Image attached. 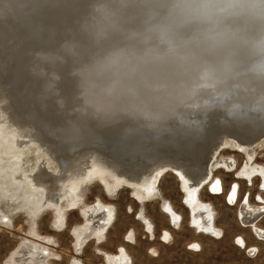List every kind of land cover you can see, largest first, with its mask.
Masks as SVG:
<instances>
[{"label": "bare ground", "instance_id": "obj_1", "mask_svg": "<svg viewBox=\"0 0 264 264\" xmlns=\"http://www.w3.org/2000/svg\"><path fill=\"white\" fill-rule=\"evenodd\" d=\"M92 1L0 0V72L4 77L11 78L9 79L11 88L16 90V93H23V100L25 99L28 106L33 105L34 100H38L40 101L38 107H45V102L50 100L48 94L53 93L52 96L55 97L51 101L60 107L61 112L59 114L63 113L62 115L65 117L67 113L70 116L67 119L61 118L65 121L59 125L50 126L49 131L44 130L40 128L42 124L44 125L41 121L43 118H39L40 121L35 119V116L39 115L38 113L25 109L24 114L21 112L19 115L8 95H1L0 111L3 115H0V159L3 160L2 163L7 161L11 163L8 166L6 164L1 166L6 167L5 170L7 167L12 170L19 169L16 168L18 166L17 161L22 157L24 151L32 146L36 147L38 151H46L54 163H42L39 159L28 174H23L24 184L27 189L26 194L30 192V195L35 196L36 201L40 202L42 207L47 206L49 209L58 211L61 208L60 203L66 197H72L69 202L76 203L73 201V195L79 189V184H83V182L97 181L107 185V181L109 183L115 181L116 186L122 185L132 189L139 196L147 186V189H152L155 181L163 172L170 170L176 178L180 179L182 192L186 195L185 207L188 206V209L192 211V216L189 214V222L193 221V226L205 231H217L215 225L210 221L212 215L209 206L199 201V190L197 189L207 176L208 179L211 176L207 184L210 188L209 192L212 196L219 197L222 190L221 183L218 179L213 180L212 166L210 167L209 164L222 148L227 150L234 148L233 151L244 152L247 158L251 160L250 166L252 167L245 168L242 173L243 176L245 179L251 180L259 177L263 184L264 174L257 166L258 164L252 160L255 157V152L251 145H241L231 137L224 135L220 137L217 144L211 145L202 159L194 161L193 164L149 163L152 165L145 167L140 175H132L135 173L134 171L131 172L132 167H135L134 164L128 168V165L116 163L95 150L84 148L76 155L73 153L72 150L88 144L87 141L89 140H86V144L81 143L83 138L81 135L83 134L79 128H86L92 124H98L99 127H102L117 116L121 118L132 117L131 119L138 120V123L143 127L155 132H160L164 126L168 127L166 122L163 123L164 120L158 119V106H162L166 102V97L159 92H153L151 96L146 93L155 85L157 76L165 77L169 90L178 91L190 75L185 67L179 65H165L162 68L149 70L141 60L133 59L134 55L136 57L143 56L149 49L159 46L156 32L159 28L170 24L167 9L169 0H128L126 3L119 0L117 1L118 5L113 7H109L113 1L103 3L104 6L102 3L95 5L94 15L91 17L92 25L90 24L91 27H89L91 31L87 33L88 39H94L97 45L101 41L111 38H116L121 42L111 49L104 50L101 55L96 52L94 54L80 52L78 47L76 48L75 42L69 37L70 34L65 33L64 37L62 34L64 29H69L70 24L67 22L76 20V15L78 12L80 13L78 11L79 6L85 8L87 2V7H89L93 4ZM126 5L138 7L137 9H142L143 13L138 16V14L128 12ZM107 6L108 8H105ZM139 22L147 23L146 29L141 32L139 29H134ZM69 32L71 35L74 34L71 29ZM27 54L30 56L28 67L25 58ZM20 62L23 64V73L26 76L23 79H28L27 73L33 78L28 81V84L27 82L24 83L22 78L19 79L22 75ZM66 66L67 68L62 70ZM14 75L17 77L19 75L18 79ZM67 77L74 79L77 77V94L73 99H70L72 97L66 98L67 95L61 91L63 88L65 89L62 82ZM33 83H37L39 86V92H35L34 95L35 86ZM21 84L24 85L22 86L24 91L22 88L21 91L18 89ZM1 89L5 93L10 92L4 86H0ZM247 102L238 99V103L242 105H246ZM53 110L55 112L56 108ZM207 113L209 111L202 115ZM218 114L220 113L218 112L216 115ZM43 115L46 119L48 115L51 116L49 110ZM197 118L202 117L198 116ZM176 119L177 122H187L182 115L177 116ZM42 131L57 133L55 138L60 137L69 145H63L59 141L60 139L56 142L43 138ZM149 146L152 147L153 145L150 144ZM149 146L141 145V148H138L141 160L147 159L145 153L150 148ZM258 146L264 147V139L256 142V147ZM130 147L137 146L132 145ZM252 148V151L249 150ZM101 159L102 163H100ZM214 162L218 163V160L216 159ZM224 168L227 169L228 173L235 171L230 170L227 166ZM1 170L5 171L0 168V172H2ZM148 174L152 176L149 178ZM7 177H9V172ZM236 186L237 184H234L228 192L227 200L230 204L235 201ZM3 193V189L0 188V197ZM30 195H27V202L30 200ZM109 206L97 203L81 208L85 228L95 229L97 238L103 235L105 227L108 228L111 223L112 209ZM167 208L168 210L171 209L170 207ZM240 217L244 227H249L251 232L256 235V239L264 242V229L258 226V219L264 217V205H245L240 208ZM178 218L180 216L175 213L173 216L175 224H177ZM3 219L6 218L1 215L0 224L3 223ZM6 221L9 222L10 220ZM79 231L80 229L75 230L78 237H80ZM239 245L241 248L247 249L242 238H239ZM21 247L16 256L7 260V264H14L19 261L32 263L36 261V258L41 260L48 255L44 249H40V251L35 247L32 248V243L28 240ZM248 250L253 252L255 247H250ZM126 259L125 254L118 253L113 256L115 264H124ZM77 262H79L78 259Z\"/></svg>", "mask_w": 264, "mask_h": 264}, {"label": "rangeland", "instance_id": "obj_2", "mask_svg": "<svg viewBox=\"0 0 264 264\" xmlns=\"http://www.w3.org/2000/svg\"><path fill=\"white\" fill-rule=\"evenodd\" d=\"M2 76L1 73L0 86L10 92L5 93L1 89L0 96L8 95L19 115L21 112L24 114L25 109L38 113L35 119L40 121L43 118L41 121L44 125L40 128L48 131L50 126L63 123L60 118L62 114L54 112L52 107L36 108L34 104L28 106L25 99L23 100V93H16V90L11 88V78ZM43 109L50 111L51 116L48 115L47 119L43 115L46 112ZM42 132L43 138L56 142L59 140L55 138L56 134ZM85 133L91 136L93 132L87 130ZM83 138L86 139L84 135ZM59 141L65 146L69 145L62 139ZM251 147L254 150H249L255 152L252 160L264 174V147H256V144ZM233 149H220L209 164L212 166L213 180L218 179L221 183L219 197L212 196L209 192L207 184L211 176L198 191L199 201L209 206L212 215L210 221L217 231H205L193 226V221L189 222L192 211L188 206L185 207L186 195L182 192L180 179L170 170L163 172L152 189H147V186L139 196L132 189L122 185L116 186L115 181H107V185L97 181L83 182L73 195V201L76 203L69 202L72 197H66L60 203L61 208L58 211L47 206L42 207L35 196L30 195V192L26 194L23 174H28L39 159L42 163H54L46 151H38L34 146L25 150L17 161L16 168L19 169L15 170L8 167L5 170L6 167L1 165L8 166L11 163H2L3 160L0 159V168L5 170L0 172V188L4 192L0 197V216L6 218L0 224V264H7V260L16 256L27 240L32 243V248L44 249L48 255L42 258L43 260L36 258L32 263L19 261L14 264H115L113 256L118 253L125 254L127 259L124 264H264V242L256 239L249 227H244L240 217L241 207L264 205L262 179L244 178L242 173L245 168L252 167L251 160L244 152ZM72 151L76 155L80 148ZM216 159L218 163L214 162ZM102 162L101 159L100 163ZM225 166L235 171L228 173ZM150 176L152 175L148 177ZM234 184H237L235 201L230 204L227 197ZM27 195H30L29 202ZM246 195L247 201L242 203ZM257 199H261V202H257ZM97 203L110 205L112 209L111 223L108 228L105 227L100 238H97L95 229L85 228L81 213V208ZM167 207L172 209H169L170 213H166ZM175 213L180 216L177 224L173 222ZM187 214L190 216L186 219ZM8 219L9 222L6 221ZM258 226L264 229V217L258 219ZM79 229L80 237L75 232ZM239 238L245 241L247 249L240 247ZM250 247H255V250L249 251Z\"/></svg>", "mask_w": 264, "mask_h": 264}, {"label": "clouds", "instance_id": "obj_3", "mask_svg": "<svg viewBox=\"0 0 264 264\" xmlns=\"http://www.w3.org/2000/svg\"><path fill=\"white\" fill-rule=\"evenodd\" d=\"M167 9L159 46L133 56L149 70L179 65L190 72L178 91L156 77L146 94L166 97L158 119L219 110L228 121L264 120V0H169Z\"/></svg>", "mask_w": 264, "mask_h": 264}, {"label": "water", "instance_id": "obj_4", "mask_svg": "<svg viewBox=\"0 0 264 264\" xmlns=\"http://www.w3.org/2000/svg\"><path fill=\"white\" fill-rule=\"evenodd\" d=\"M117 1L119 0H93V4H91L89 7H87V2L85 3V8L79 6L78 11H80L81 14L78 12L75 21L67 22L68 24H70V26H68L69 29H71L74 34L71 35L69 29H64V35L62 34V37L65 36V33H69V37H71V39L75 42L76 48L78 47L80 52L83 53L94 54V52H96L101 55L104 50L109 48L111 49L119 45V42H121V40H118L116 38L103 40L99 45H97L95 43L96 41L94 42V39L89 40L87 37L88 31H91L89 27H91V17L92 15H94L95 5L99 3L103 4L112 2L109 7H113L118 5ZM122 1H125L126 3L128 0ZM105 8H108V6ZM137 8L138 7L126 5V10L128 12L138 14L139 16V14L143 13V11L142 9L138 10ZM164 9H166V7H164ZM146 24V22H139V24L136 26L137 28L135 27L134 29H139V31L141 32L146 29ZM41 50L44 49L41 48ZM29 57L30 56H28V54L25 55L27 67L29 65ZM20 67V69L22 70V75L21 72H19V75L21 76L19 77L18 75V77L19 79H23L26 76L23 73L24 71L22 62H20ZM65 68H67V66L62 68V70H64ZM27 75L28 79H23V82H27L28 84V81H31L33 78L29 73H27ZM14 76L17 77L16 75ZM37 83H33L35 86L33 95L35 92H39V86L37 85ZM76 83L77 77L75 79L72 77H67L66 80L62 82V85L64 84L63 86L65 87V89L63 88L64 90L62 89L61 91L68 96H65L66 98L72 97L70 99H73L77 94ZM22 86L24 85L21 84V87L18 86V89H20V91ZM22 91H24V89ZM52 94L53 93L48 94V96H50V100L46 101L45 105L56 108V112L60 113V107H58L57 104L55 105V102L53 103L51 101L53 97H55L52 96ZM33 103L36 108L40 106V101L38 100H34ZM216 112H219L220 114L216 115ZM209 113L201 115L202 118L200 119L197 118L194 120H190L186 118L187 122H177L176 118L164 120L163 123L166 122V125H168V127L164 126L163 128H161L160 132H155L151 129L143 127L138 123V120L131 119L132 117L126 116L121 118L120 116H117L102 127H99L98 124L88 125V127L86 128H89L88 130H91L93 133L91 134V136H87L86 139L83 138V144L87 139L89 140L87 141L88 144L85 143L86 145L82 147L80 146V150L84 148L93 149L116 163L124 166L128 165V168L134 164L135 167H132L133 169L131 172L134 171L135 173H132V175H140L145 167L152 165H149V163L157 164L162 162H171L176 165L193 164L195 163L194 161L202 159L207 154L208 149L211 147V145L217 144L220 137H223L224 135L231 137L239 144L245 146H253L256 144V142L264 139V120L251 119L246 121H228L226 120L222 111L210 110ZM66 115L67 113L65 114V116ZM67 117L70 116L67 115L66 117H64L62 115V117L60 118L67 119ZM86 128H79V130H82V134L84 136L86 135ZM59 139L61 140L60 137ZM150 144H152L153 146H149ZM132 145L137 147H130ZM141 145L146 147L148 145L150 147L145 153L147 159L144 160H141V155L138 154V148H141ZM207 181L208 176L199 184L198 189H201ZM188 216L189 215L187 214L186 219L188 218Z\"/></svg>", "mask_w": 264, "mask_h": 264}]
</instances>
